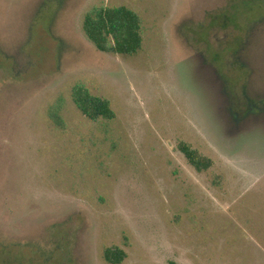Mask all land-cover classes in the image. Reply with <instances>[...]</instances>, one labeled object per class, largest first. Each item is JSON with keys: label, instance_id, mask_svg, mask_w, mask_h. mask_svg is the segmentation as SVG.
Returning <instances> with one entry per match:
<instances>
[{"label": "rangeland", "instance_id": "obj_1", "mask_svg": "<svg viewBox=\"0 0 264 264\" xmlns=\"http://www.w3.org/2000/svg\"><path fill=\"white\" fill-rule=\"evenodd\" d=\"M118 6L141 18L136 55L85 34ZM77 86L115 118L87 117ZM110 247L264 264V0H0V264H111Z\"/></svg>", "mask_w": 264, "mask_h": 264}, {"label": "trees", "instance_id": "obj_2", "mask_svg": "<svg viewBox=\"0 0 264 264\" xmlns=\"http://www.w3.org/2000/svg\"><path fill=\"white\" fill-rule=\"evenodd\" d=\"M83 28L87 38L103 52L133 56L143 47L141 18L127 6L92 9L85 15ZM73 97L78 108L90 119L115 118V112L108 99L92 95L82 86L74 88ZM180 150L199 172L209 169L212 164L210 159L203 157L187 143H181ZM104 254L111 264H121L127 256L120 247L107 248Z\"/></svg>", "mask_w": 264, "mask_h": 264}]
</instances>
